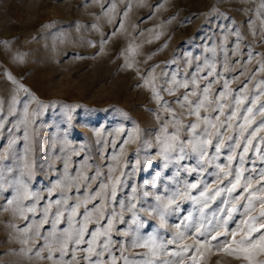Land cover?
<instances>
[{
	"label": "rangeland",
	"instance_id": "rangeland-1",
	"mask_svg": "<svg viewBox=\"0 0 264 264\" xmlns=\"http://www.w3.org/2000/svg\"><path fill=\"white\" fill-rule=\"evenodd\" d=\"M262 64L264 0H0V154L5 157L0 164L6 180L19 176L28 146L33 175L25 180L37 194L22 202L21 207L36 206V212H25L24 219L16 205L7 203L15 195L7 183L0 193V264H53L46 259L43 238L52 230L54 202L67 198L68 207L60 206L65 217L57 226L59 234L68 228L72 205L100 191L102 184L111 186L116 178L121 184L114 201L106 195L86 204L89 210L94 205L104 209L103 216L93 210L89 233L113 219L110 252L100 257L103 264H112L113 257L115 264H125V257L134 262L192 264L193 251L185 252L183 246H199L197 241L203 245L196 254L197 264H249L245 253L230 250L238 247L232 243V233L237 241L247 233V201L238 199L242 189L216 195L218 188L230 187L231 179L218 177L217 165L229 167L228 155L242 150L234 144L241 139L243 109L257 96L264 103ZM152 76L163 98L160 103L145 84ZM173 77L180 82L195 77L200 90L211 85L213 99L227 82L225 116L233 109L240 113L231 128L220 129L225 145L221 152L210 148L209 162L202 165L192 157L165 168L160 155L163 127L169 134L177 131L163 102L182 123L195 120L177 102L193 86L175 87ZM167 88H174L175 95ZM237 96L247 97L244 105H235ZM214 106H209L213 118L219 115L211 111ZM260 119L257 113L256 120ZM186 132L180 131L182 139ZM260 149L264 152V144ZM239 166L235 159L230 167ZM193 168L196 171H189ZM244 168L259 171L264 162L250 150ZM251 174L255 183L256 175ZM85 175L88 180L82 178ZM170 199L174 203L169 205ZM49 204L48 222L42 223ZM233 205L237 210L229 218ZM84 211L82 205L76 221H82ZM134 217H138L135 223ZM225 220L226 235L212 240L225 232ZM197 228L203 236H197ZM261 233L264 229L254 232L252 240L258 241ZM149 236L163 245L155 256L148 248L133 246ZM72 247L66 261L72 260ZM75 255L78 262L72 264H86L81 259L85 253L77 250ZM247 255L251 264H264V247Z\"/></svg>",
	"mask_w": 264,
	"mask_h": 264
},
{
	"label": "snow or ice",
	"instance_id": "snow-or-ice-1",
	"mask_svg": "<svg viewBox=\"0 0 264 264\" xmlns=\"http://www.w3.org/2000/svg\"><path fill=\"white\" fill-rule=\"evenodd\" d=\"M239 35V34H237ZM131 65H129L130 67ZM261 70H264V64L261 65ZM9 79H12L9 76ZM155 76H152L149 79L145 80L146 85H150L153 92V98L156 99L158 103L162 101V97L155 86ZM15 82V81H14ZM172 83L175 87H183L185 89L189 88L191 84L193 86V90L191 92H185L182 95V98L177 102L180 104L182 108L187 107V114L189 116L195 117V120L184 124L178 118L175 110L171 108V105L168 104L167 101L163 102V107L169 112L172 117V123L177 127V131L169 134L168 128L163 127V138H158L160 141V155L165 161L164 167L167 168L169 164L176 163L179 164L181 161L185 159H189L192 157H198L197 164L202 165L203 163L208 161V152L210 148H214L215 153L219 154L221 152L222 147H224V141L220 139L222 133L220 129L227 125V127L231 128L233 125L231 121L240 118V113L233 109L230 114L225 116V105L222 103L224 99L229 95L228 84L225 82L224 91L220 92L215 99L211 96V85L205 86L202 90L199 88V84L197 83L195 77L189 81H177L175 77H173ZM264 83V82H262ZM22 87V86H21ZM27 91V89H24ZM170 95H175L174 88L165 89ZM261 95H264V88L261 90ZM190 97H195V99H191ZM247 97L237 96L234 100V103L237 107H240L245 104ZM215 105L212 107L211 111L218 112L219 115L216 117H212L209 112V106ZM202 110L206 115H202ZM244 115L242 117L243 123L239 124L240 128V140H237L234 144L235 149H242L238 155H228L227 160L229 162V167L224 168L220 165H217L219 168V173L217 176L223 175L225 178L231 177L228 180V184L230 187L227 188H218L216 190V195H219L223 191H227L229 193L236 192L238 189H242L243 193H247L245 197L243 193L238 199L245 200L247 203L244 205L245 212L249 213L248 219L245 221L247 226V233L243 236L239 241L235 239L236 233H232V243L237 244L238 247L235 249H230L231 251L243 252L245 253L244 258L249 260V264H251L250 256L247 253L250 252L251 249L256 247H264V233L258 237V241L252 240V234L254 232H261V229H264V223H259L257 226V222L264 220V168L259 169H246L244 168L246 155L250 150L254 151L258 158L264 162V152H261L260 144H264V136H259V133L264 132V103H260L259 96L252 98L250 102V106L243 109ZM257 113L262 117L259 121L256 120ZM221 116H225L224 120H220ZM255 125V127H253ZM2 127V125H0ZM187 129L186 139H182L179 135L180 131ZM137 131H139L137 129ZM129 139H132L130 137ZM228 140H233L232 136L227 137ZM256 140L257 143L253 146V141ZM215 141V143H214ZM243 141V143H241ZM15 140L11 143L15 144ZM129 141H125L128 143ZM25 155L23 157V167L19 173V176H13L11 179H7L4 176V167L0 164V193L5 191V184L7 183V187L11 188L15 195L7 201L9 205H16L15 211H18L20 215L27 219L28 217L24 215L25 212L35 213L36 206L32 204L27 207H21V204L25 200L35 199L36 193L32 192L29 188V184L26 182L25 177L28 180L31 179L33 175V165L28 158V153L30 148L28 146L25 147ZM5 157L3 154H0V161H3ZM216 157L214 156L213 159ZM238 159L239 167L234 170L230 167L232 162ZM67 167V164L65 165ZM189 170V169H185ZM189 171H196L195 168L190 169ZM8 173H12L13 169L11 167L7 168ZM248 172L249 175H245ZM251 173H255L256 181L253 182V175ZM84 180H88L89 178L85 175L82 177ZM223 183V181H221ZM121 184L120 178H116L111 186L107 184L101 185V190L94 193L92 196L87 197L83 201H78L76 204L72 205L70 211H68L67 215V223L68 228L63 229L57 232V226L61 223V221L65 217V212L60 210V206L63 203L64 207L67 208V198L63 201L56 200L54 203L57 205V211L53 213V219L51 221L52 230L49 234V237H44L45 245L47 248L48 255L46 259L53 262V264H72V261H77L78 258L75 255L77 250L85 253L81 259L86 261V264H103V261L100 257L103 255L105 251L110 252L111 241V232L113 230V219H108L107 225L103 229L93 230L91 233L88 231V223L92 220L93 210L99 213L101 216L104 215L103 206H95L93 210H89L86 207V204L89 201L95 200L97 197L103 199L106 195L110 201H114L117 195V187ZM197 184H192V188H196ZM147 195V193H145ZM201 195H205V193H201ZM159 199V197H157ZM174 201L170 199L168 204H172ZM82 205H85V211L83 213L82 221H76L75 217L80 215L79 209ZM257 205H259L257 209ZM52 205L49 204L44 208V215L42 219V223L48 222V216L51 212ZM135 205H133V208ZM167 207V206H165ZM237 209L235 205L233 208L229 210L228 217L231 218L233 212ZM255 212V215L251 213ZM138 220V217L133 218V222L135 223ZM161 220H163V212H161ZM77 224L79 225L77 227ZM223 226L225 227L224 233H217L211 237L212 240H216L219 235H226L227 233V220L223 221ZM203 225H201V228ZM197 236H203L204 232L197 228ZM37 234L39 235V226H37ZM86 235H90V239H85ZM103 239V242L100 243V239ZM169 243H175V240L169 241ZM199 246L193 245H184L183 251H193V256L190 258L192 260V264H197V256L196 254L200 252V247L203 245L197 241ZM87 244L86 248L80 249L79 246ZM72 245L71 251L73 253L72 260L66 261L64 257L69 253V246ZM134 247H144L148 248L153 256L157 254V252L163 247V245H157L155 238L149 236L147 239L143 240V242H134ZM100 248L101 250H97ZM42 250V249H41ZM55 253H59V258L55 259ZM37 256L40 255V251H37ZM96 257V259H93ZM43 258V257H42ZM125 264H154L153 260L147 259L143 261H129L126 257L124 258ZM112 264H115V257L112 258Z\"/></svg>",
	"mask_w": 264,
	"mask_h": 264
}]
</instances>
